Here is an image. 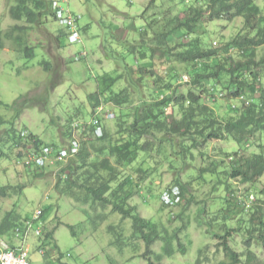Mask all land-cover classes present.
Returning a JSON list of instances; mask_svg holds the SVG:
<instances>
[{
	"label": "rangeland",
	"instance_id": "rangeland-1",
	"mask_svg": "<svg viewBox=\"0 0 264 264\" xmlns=\"http://www.w3.org/2000/svg\"><path fill=\"white\" fill-rule=\"evenodd\" d=\"M15 2L16 0H0V30L4 33L14 26H27L24 21L17 22L10 17L9 9ZM58 2V8L69 13L70 18L75 15L76 18L72 19L79 21L82 42L69 43L67 36L60 37L61 34H67V30L59 27L49 17L47 23L36 25L23 34L14 33L15 36L27 39L26 43L33 47L34 58L25 59L13 52L8 40L2 43L1 140L8 130L14 129L19 133L18 131L25 129L45 144L67 146L65 142L69 140L71 123L88 120L92 108L87 97L98 91L97 81L104 74L122 75L116 90L127 86L130 79L138 77L137 70L132 72V78L123 71L126 66L134 70L137 68V54L131 50H139L135 42L139 32L145 29V19L150 16L157 18L160 13L165 17L169 15V18L184 17L178 10L181 9L180 0H154V5H151L152 0ZM257 4L263 7L260 1ZM166 11H169L167 15ZM203 20V40L211 49L226 45L243 29V20L239 18L210 22L204 17ZM185 39L187 38L183 41ZM56 40L60 42L61 48ZM154 40L157 41V38ZM149 43L151 41L147 40V44ZM167 43L173 46L177 42ZM150 46L156 51L154 54L150 53L153 54L150 70L154 76L164 78L168 67L160 57L162 50L159 45L158 48L152 44ZM78 53L84 55L78 56L76 60L75 55ZM263 54L264 48L259 49L257 59ZM45 64H48L47 68ZM178 68L182 69L180 66ZM146 80L150 84L154 83L150 77ZM262 81L264 83V79ZM177 90L178 93L185 94L188 86L178 83ZM14 103L15 109H19L20 104H25L16 113L12 107ZM220 105L219 117L226 112L225 105L222 102ZM172 106L167 109V117L168 122L175 126L179 112L177 107L173 111ZM108 107L112 113H117V108ZM105 127L111 134H115L113 120L106 122ZM175 142L180 144L178 140ZM3 143L4 141L0 144ZM164 147L166 156L163 151L159 154L154 146L147 159L143 161L141 155L135 163L122 168L134 178L132 185L126 189L128 206L133 210V215L137 214L144 219L147 225L144 232H155V236L157 235L149 246L141 238V234L134 230L131 218L123 219L120 214L112 212L109 206L101 209L91 202L83 204L59 195L54 188V168L44 170L43 174H40L42 170L27 173L15 159L19 152H24L21 148L9 152L6 147L0 146L8 155L0 160V187L17 189L8 198H0V223L8 213H12L14 217L19 216L20 219L30 216L39 208L44 210L40 228L43 233L50 232L52 238L44 240L43 236L35 238L30 234L23 244L20 240L13 239L14 245L27 247L29 264H196L200 258L201 261L206 258L200 264H215V261L222 258L220 250H215L219 243L215 235H224L227 231L229 245L243 255L250 212L244 216L240 208L252 207L249 200L253 197V200L256 199L253 204L264 210V195L261 194L264 190V175L255 187L230 179L226 175V171L230 169L228 156L233 157L237 152L245 157L264 151V134L256 135L243 146L230 141H208L193 150L192 161L188 155L184 159L185 164L182 162L184 160L177 158L174 161L178 164L177 170L170 169L169 157L173 155L168 154L170 145L165 142ZM139 168L144 172L145 179L140 183V191H137L133 185H136L138 174L135 171ZM205 168L213 169V174L205 173V181L202 182L196 175L199 169ZM176 178L185 185L184 204L167 207L160 201L158 190L173 185ZM148 188L153 192L146 193L144 198L143 194ZM224 217L227 219L224 220ZM254 237L250 243L251 250L258 260L264 262V251L256 243L257 234ZM165 249L171 251V255L165 254ZM199 251L205 253L204 258L202 254L199 256ZM244 260L243 257L241 264Z\"/></svg>",
	"mask_w": 264,
	"mask_h": 264
},
{
	"label": "trees",
	"instance_id": "trees-1",
	"mask_svg": "<svg viewBox=\"0 0 264 264\" xmlns=\"http://www.w3.org/2000/svg\"><path fill=\"white\" fill-rule=\"evenodd\" d=\"M170 1L174 2V0ZM257 1H260L263 7H260ZM54 2L55 0H16L9 9V15L17 22L24 21L27 26H14L6 33L0 30V50H3L2 43L8 40L13 52L22 55L25 59L34 58L33 47L26 43L27 39L23 36H15L14 33L23 34L36 25L47 23L49 17L57 23L55 19H59L56 18L58 9L53 7ZM180 4L181 9L178 10L179 13L184 14L183 19L169 18V15L161 16V13L157 18L150 16L149 19H145V29L139 32L138 40L135 42L139 50H131L137 54L135 56L137 68L134 70L126 66L123 71L132 78V72L137 70L138 77L135 80L130 79L127 86L116 90V85L123 78L122 75L104 74L99 82L97 81L98 91L88 95V103L93 110L101 103H111L118 109L113 119L115 134L104 128L100 138L89 137L87 141L81 139L78 154L67 161L65 158L62 160L56 158L61 149L65 148L64 144L60 146L45 144L25 129L18 131L19 133L14 129L8 130L5 138L0 139V143L4 141L0 146L6 147L9 152L15 148L24 151L19 152L15 159L27 173L33 174L42 170L40 174H43L44 170L54 168L56 175L54 188L59 195L69 197L74 202L81 201L83 204L91 202L92 205H99L101 209L109 206L112 212L120 214L123 219L131 218L134 230L141 234L147 246L153 244L157 235L155 236V232L145 233L144 229L147 225L144 219L137 214L133 215V210L128 206L126 189L132 185L134 178L123 171L124 166L135 163L141 155L144 161L151 155L154 146L157 147L159 154L163 151L166 156L164 147L166 142L170 145L168 154H173L169 157L171 161L166 157L172 167L170 169L177 170L178 164L174 162L177 158L184 160L188 155L192 161L193 150L208 141H230L243 146L256 135L264 134L262 81L264 54L257 59V51L264 48V0H180ZM151 5H154V0ZM165 13L167 15L169 11ZM204 17L210 22L239 18L243 20V29L226 45L211 49L203 40ZM75 22L74 30L79 33V21ZM66 30L67 34L59 36L68 37L71 29ZM154 38H157V41ZM184 38L189 39L183 41ZM147 40L151 43L147 44ZM172 41L177 43L173 46L168 45L167 42ZM56 42L61 48L60 42L58 40ZM151 44L156 48L159 45V49L162 50L160 57L167 63V75L164 78L154 76L150 70L152 68L150 60L156 52ZM78 56L83 57L78 53L75 55L76 60ZM47 66L48 64H45L46 68ZM178 66L182 69L178 70L180 69ZM184 74L189 78L188 82L184 83L188 86V90L182 94L178 93L177 88ZM148 77L152 78L154 83L150 84L146 80ZM161 94L163 97L160 99ZM240 95L244 96L245 103L237 104ZM221 102L225 105L226 112L219 117ZM22 104L19 105V109H15V103L12 105L16 113L22 110L25 103ZM171 105L173 111L174 107H177L179 112L175 126L168 122L167 117V109ZM233 105L237 106L233 107ZM71 135L72 132H69V137ZM177 140L180 142L179 145L175 142ZM44 147L53 151L51 162L45 167L38 166L35 162L29 163L28 156L39 155ZM7 156V153L0 148V160ZM228 158L230 169L226 171V175L230 179H236L243 184H252L255 187L264 175L263 150L245 157L234 153L233 157L228 156ZM182 162L185 164V160ZM135 172L138 174V182L136 181V185L133 186L140 191V183L145 179L144 172L141 168ZM205 173L213 174V169H199L197 179L204 182ZM218 178L221 180L220 177ZM184 186L176 178L173 185L158 191L160 195L165 191L171 195V189L177 187L180 193L179 202L182 205ZM16 190L14 187L1 186L0 198H8L11 192L16 193ZM149 192L153 190L148 188L143 194L144 198ZM261 194L264 195V190ZM251 200L253 197L249 200L252 207L240 208L244 216L250 212L244 240V256L229 245L227 231L224 235H215L219 240L215 250H220L219 252L222 253V258L215 261V264H241L243 257L245 258L243 264H264L258 260L250 245L257 234L256 243L264 251V210L253 204L256 199L253 202ZM44 213V210L40 209L39 216L35 220H32L33 213L20 219L19 216L14 217L12 213H8L0 223V239L9 246L13 244V239L23 243L28 235L27 223L31 225L30 229L39 231L40 235L37 238L41 236L44 240L52 238L50 232L43 233L40 228ZM101 217L105 218L104 215ZM223 219L226 220L227 217ZM169 252L171 251L165 249V254L171 255ZM200 254L204 258L205 253L199 251V256ZM201 260V258L197 259L196 264H200L206 258Z\"/></svg>",
	"mask_w": 264,
	"mask_h": 264
},
{
	"label": "clouds",
	"instance_id": "clouds-1",
	"mask_svg": "<svg viewBox=\"0 0 264 264\" xmlns=\"http://www.w3.org/2000/svg\"><path fill=\"white\" fill-rule=\"evenodd\" d=\"M58 1H60V0H55V2L53 3V7H55V8L58 9V12L57 13L58 14L60 13L62 15V17H64V18L69 17V13H66L65 11H63L62 9H60V8L57 7V5L60 3ZM63 1L65 2L66 0H63ZM58 14L56 15V18H59V19H55V21H57L58 26H61V27L65 28L66 25L65 24H62L60 22V19L61 18L58 16ZM72 18H76V16L74 15ZM75 21H77V19H75ZM75 27H76V25H75ZM65 29H71V28L69 26H66ZM74 34H76L78 38L76 40L72 41L71 38H72V36ZM68 38H69V43H80V42H82L80 34L77 32V30L75 31L74 29H71V33L68 36ZM81 55H84V53H81ZM188 80H189L188 76L184 74L181 77V80H180L179 84L187 83ZM162 97H163V94L160 95V99ZM211 100H213V98H211ZM242 103H245V98H244L243 95H240L238 97L237 104H242ZM108 106H112V104L111 103H108V104L101 103L94 110L93 109L91 110V114L89 115L88 120H86V119H83L84 121H82V120L81 121L80 120H76V121H73L71 123L70 133L72 132V135H71V137H69V140L66 142L67 146H65V148H62L61 149V152L62 151L66 152V156L62 157L60 160H62V159L65 158V160L67 161L73 155L78 154L79 148H80V140L81 139L84 140V141H87L89 137H91L92 139L93 138H100V137H102V135H103V129L106 128L105 127V123L108 122L109 120H113L114 117H115V114L112 113L108 109L109 108ZM236 106L237 105H233V107H236ZM91 129H93V130L90 131ZM44 148H47V147H44ZM255 154H257V153H255ZM30 155H32V154H30ZM50 162H51V159L49 161H47L42 167H45ZM54 175H55V173H54ZM173 189H177L178 190L177 187L172 188L171 189V194H172V190ZM163 193H168V192L165 191ZM163 193L160 195V201L162 202L163 205H165L167 207H176V206L181 205L180 202L176 203L175 205H166L162 201V199H161ZM179 195H180V193H179V190H178V198H179ZM48 197L49 196L47 194V198ZM36 211H40V208L37 209ZM36 211H34V213ZM36 231H38V230H36V229L35 230H32V229L28 230L27 231V234L28 235L26 236V239L24 238L23 243L27 240V238H28V236L30 234H32L33 237L37 238L40 234L36 235ZM0 242H5V241H3V239H0ZM13 244H11L10 247H12V248H21V247H23L25 250H27V255H28V249H27V247H24L23 245H13Z\"/></svg>",
	"mask_w": 264,
	"mask_h": 264
},
{
	"label": "built area",
	"instance_id": "built-area-1",
	"mask_svg": "<svg viewBox=\"0 0 264 264\" xmlns=\"http://www.w3.org/2000/svg\"><path fill=\"white\" fill-rule=\"evenodd\" d=\"M58 16L61 18L60 22L62 24L69 26L71 29L75 28L76 25L75 19H72L70 17L64 18L60 13L58 14ZM77 38H78L77 35L74 34L71 40L74 41ZM52 154L53 151L51 148H44L39 155H35V154L30 155L28 157L29 163L35 162L36 165L43 166L47 161L51 159ZM64 156H66V152L62 151L56 158L60 160ZM161 199L166 205H175L176 203L179 202L178 190L173 189L171 195L169 193H163ZM39 213L40 211H36L34 213L32 220L37 219ZM26 227L27 230H30L31 225L27 223ZM38 234L39 232L36 231V235ZM27 258H28L27 250H25L23 247L12 248L7 243L0 242V264H29Z\"/></svg>",
	"mask_w": 264,
	"mask_h": 264
}]
</instances>
